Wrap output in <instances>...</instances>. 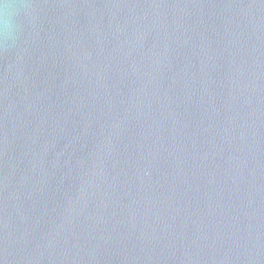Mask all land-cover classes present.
I'll return each instance as SVG.
<instances>
[{"label": "water", "instance_id": "95a60500", "mask_svg": "<svg viewBox=\"0 0 264 264\" xmlns=\"http://www.w3.org/2000/svg\"><path fill=\"white\" fill-rule=\"evenodd\" d=\"M0 264H264V0H12Z\"/></svg>", "mask_w": 264, "mask_h": 264}, {"label": "clouds", "instance_id": "9594fccd", "mask_svg": "<svg viewBox=\"0 0 264 264\" xmlns=\"http://www.w3.org/2000/svg\"><path fill=\"white\" fill-rule=\"evenodd\" d=\"M19 6L12 0H0V37L11 38L13 22L19 14Z\"/></svg>", "mask_w": 264, "mask_h": 264}]
</instances>
